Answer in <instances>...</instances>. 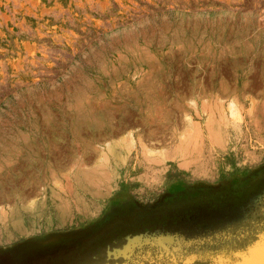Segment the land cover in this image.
Masks as SVG:
<instances>
[{
	"label": "rangeland",
	"instance_id": "obj_1",
	"mask_svg": "<svg viewBox=\"0 0 264 264\" xmlns=\"http://www.w3.org/2000/svg\"><path fill=\"white\" fill-rule=\"evenodd\" d=\"M263 237L264 0H0V264Z\"/></svg>",
	"mask_w": 264,
	"mask_h": 264
},
{
	"label": "bare ground",
	"instance_id": "obj_2",
	"mask_svg": "<svg viewBox=\"0 0 264 264\" xmlns=\"http://www.w3.org/2000/svg\"><path fill=\"white\" fill-rule=\"evenodd\" d=\"M239 264H264V237L255 246H252L249 254Z\"/></svg>",
	"mask_w": 264,
	"mask_h": 264
}]
</instances>
